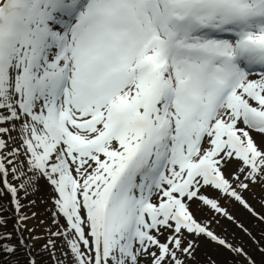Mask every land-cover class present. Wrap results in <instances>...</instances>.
I'll return each instance as SVG.
<instances>
[{
  "label": "snow or ice",
  "instance_id": "1",
  "mask_svg": "<svg viewBox=\"0 0 264 264\" xmlns=\"http://www.w3.org/2000/svg\"><path fill=\"white\" fill-rule=\"evenodd\" d=\"M42 181L45 237L22 203ZM254 185L264 0H0V264H199L202 240L257 264L212 228L260 243L225 207L264 223Z\"/></svg>",
  "mask_w": 264,
  "mask_h": 264
},
{
  "label": "rangeland",
  "instance_id": "2",
  "mask_svg": "<svg viewBox=\"0 0 264 264\" xmlns=\"http://www.w3.org/2000/svg\"><path fill=\"white\" fill-rule=\"evenodd\" d=\"M255 187H252L251 191L246 193V198L248 202L256 209L257 212L262 214V210H264V185H259L260 188L257 189L258 185H254ZM260 189V190H259ZM259 190V191H257ZM51 195L50 190L47 188L45 182H41V190L38 195L32 196L30 195L27 200L22 201V203L27 204L28 201L35 199L36 204L32 205L30 208H25L23 209L24 212L27 213L29 217L32 216L33 212H39L40 210L47 209L50 213V209L53 208L51 201L49 200V196ZM10 197H6L4 200V203L6 205L7 211L4 213H0V215H6L9 217L7 227L5 231L13 232L14 233V228L16 226V213L14 206L9 203ZM43 201V203H42ZM225 207L228 208L230 213L232 214L233 217H235L236 221L239 223L243 224L245 227L248 226V222L244 218L250 219V218H255L252 216L247 210H245L242 206H240L236 202H227L225 204ZM52 215V214H51ZM211 217V213H209V218ZM51 216H40L37 215L33 219H29L27 221V226L28 228H35L36 231L32 235L40 236V237H45L48 235L47 229H49V224H52L51 228L53 229L54 225L53 223L50 222ZM40 219V220H39ZM43 221V223H41ZM50 222V223H49ZM213 230L217 234H222L225 238L229 239L232 241L233 233L235 231H238L240 228L237 227L236 223H233L232 221H229L225 218H219V223H214L212 225ZM227 233H226V232ZM15 235V233H14ZM25 236H29L30 234L25 231L24 233ZM33 245H35L34 252L40 251V245L44 244L46 240L44 239H39V240H32L30 241ZM207 257H212L213 259L216 260L217 264H227L230 262V253L215 245V243L207 240H202L201 241V247L198 251V262L199 264H206V258ZM45 260H47V256L45 254L44 257ZM19 264H27V256L24 254V250H21V254L18 256Z\"/></svg>",
  "mask_w": 264,
  "mask_h": 264
},
{
  "label": "trees",
  "instance_id": "3",
  "mask_svg": "<svg viewBox=\"0 0 264 264\" xmlns=\"http://www.w3.org/2000/svg\"><path fill=\"white\" fill-rule=\"evenodd\" d=\"M252 187H255V186H252ZM258 188H260L259 185H258L257 189ZM260 189L262 190V188H260ZM259 190H257V191H259ZM38 215H40V216L45 215V216H51L52 217L51 213L47 209L40 210L38 212ZM261 215H264V210H262ZM245 219L248 222V226H246V228L252 234V237L255 238V241H259L260 243L257 244L256 242H254V240L252 238H250L249 235H247L241 229H239L238 231H235L232 234L234 237L232 239V242L238 246L243 245L245 250L249 253V255H251L256 260L257 264H264V254H262L260 252V247L264 246V223L260 222L256 217L250 218V219L244 218V220ZM50 222L53 223L52 218L50 219ZM51 226H52V224H49V227H51ZM53 229H55V226L53 227ZM229 253H230V262L227 264H247V262L244 261L242 257L239 258V260H238L231 252H229Z\"/></svg>",
  "mask_w": 264,
  "mask_h": 264
}]
</instances>
